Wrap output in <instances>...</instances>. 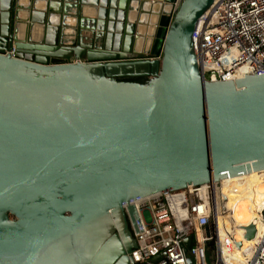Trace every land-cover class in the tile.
<instances>
[{"label":"water","instance_id":"water-1","mask_svg":"<svg viewBox=\"0 0 264 264\" xmlns=\"http://www.w3.org/2000/svg\"><path fill=\"white\" fill-rule=\"evenodd\" d=\"M213 1L0 0V264H138L125 207L264 171V72L198 67Z\"/></svg>","mask_w":264,"mask_h":264},{"label":"built area","instance_id":"built-area-1","mask_svg":"<svg viewBox=\"0 0 264 264\" xmlns=\"http://www.w3.org/2000/svg\"><path fill=\"white\" fill-rule=\"evenodd\" d=\"M192 44L199 70L210 83L237 81L246 75L263 73L264 0H214L198 19ZM11 55L14 57V52ZM213 184L158 193L136 202L142 227L138 233L125 207L138 245L132 254L134 262L264 264V209L259 213V223H253L254 238L238 248L236 242L240 240L236 239L235 230L233 236H223L220 231ZM189 237L192 247L186 251L184 242ZM157 257H161L158 262Z\"/></svg>","mask_w":264,"mask_h":264},{"label":"bare ground","instance_id":"bare-ground-1","mask_svg":"<svg viewBox=\"0 0 264 264\" xmlns=\"http://www.w3.org/2000/svg\"><path fill=\"white\" fill-rule=\"evenodd\" d=\"M264 171H258L242 176L218 180L213 184V194L215 209L217 211L218 222L223 218L233 225V230L241 231L240 241L244 239V232L239 227L248 226L252 223L258 224L259 213L264 209ZM206 186V185H202ZM245 204V213L249 222L236 226L235 218L237 208ZM220 225V223H219ZM236 228V229H235ZM235 232V237H236ZM257 237L254 239V241ZM250 241L244 239L243 245H248Z\"/></svg>","mask_w":264,"mask_h":264},{"label":"rangeland","instance_id":"rangeland-1","mask_svg":"<svg viewBox=\"0 0 264 264\" xmlns=\"http://www.w3.org/2000/svg\"><path fill=\"white\" fill-rule=\"evenodd\" d=\"M236 222V226H241L249 222V218L245 213V204H241L237 208L236 218L234 219ZM220 231L223 236H233V225L226 222L223 218L221 222H219ZM241 231L236 232V239H240Z\"/></svg>","mask_w":264,"mask_h":264},{"label":"trees","instance_id":"trees-1","mask_svg":"<svg viewBox=\"0 0 264 264\" xmlns=\"http://www.w3.org/2000/svg\"><path fill=\"white\" fill-rule=\"evenodd\" d=\"M122 81L139 83V84H146L148 82V79L147 78H134V79H123Z\"/></svg>","mask_w":264,"mask_h":264},{"label":"flooded vegetation","instance_id":"flooded-vegetation-1","mask_svg":"<svg viewBox=\"0 0 264 264\" xmlns=\"http://www.w3.org/2000/svg\"><path fill=\"white\" fill-rule=\"evenodd\" d=\"M127 226H128V228L130 229V225H129V222L127 221Z\"/></svg>","mask_w":264,"mask_h":264}]
</instances>
